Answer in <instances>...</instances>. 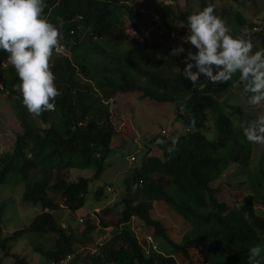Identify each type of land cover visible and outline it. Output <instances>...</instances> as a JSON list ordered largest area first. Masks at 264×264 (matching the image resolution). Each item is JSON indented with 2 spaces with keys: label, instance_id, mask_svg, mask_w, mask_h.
Segmentation results:
<instances>
[{
  "label": "trees",
  "instance_id": "1",
  "mask_svg": "<svg viewBox=\"0 0 264 264\" xmlns=\"http://www.w3.org/2000/svg\"><path fill=\"white\" fill-rule=\"evenodd\" d=\"M137 1L44 0L43 15L59 28L65 46L63 54L55 53L49 60L60 93L54 111L30 114L15 87L20 80L14 67L0 66L1 92L19 127L11 148L0 151V184L7 176H15L24 183L21 199L39 207L28 226L0 239V248L31 232L51 236V247L33 248L48 264H178L176 258L199 264L191 250L207 255L205 264H247L250 247L264 248V214L257 210L264 206V146L249 182L243 172H237L248 171L254 146H262L250 143L243 132L258 109L248 104L239 73L218 83L200 75L194 85L183 75L187 53H170L181 45L197 51L183 41L187 17L209 4L233 36L251 40L253 52L264 49V16L261 23L251 22L220 0H183L182 6L178 0H150L144 7L153 16L141 24L134 8ZM246 1L252 6L255 0ZM8 55L0 49V63L7 62ZM218 90L225 93L218 94ZM232 90L240 91L246 108L252 110L242 126L237 122L242 108L227 103L225 97ZM133 92L140 99L169 104L173 123L178 125L171 135L160 132L143 137L138 160L134 161L136 151L127 154L134 163L114 203L120 204L115 219H103L114 204L94 213L98 226L112 225L113 232L91 243L95 224L89 216L78 220L84 228L77 230L68 222L58 223L53 211L61 205L73 212L84 205L89 181L99 176L103 160L114 149V137L121 138L113 128L109 104L115 94ZM153 146L160 157L148 154ZM54 158L61 164L36 167V159ZM84 167L93 169L92 176L70 177L72 168ZM225 174H235L234 181L229 183ZM91 190L95 199L103 193L101 186ZM153 203L169 210L179 227L203 228L206 236L180 239L174 228L151 215ZM132 221L152 237L154 250H146L144 239H137ZM90 245L95 251L87 249ZM9 264L27 261L14 254Z\"/></svg>",
  "mask_w": 264,
  "mask_h": 264
},
{
  "label": "rangeland",
  "instance_id": "2",
  "mask_svg": "<svg viewBox=\"0 0 264 264\" xmlns=\"http://www.w3.org/2000/svg\"><path fill=\"white\" fill-rule=\"evenodd\" d=\"M148 1L150 0H138L137 3L134 4L135 10L139 11V15L137 17L140 16L138 20L141 24H145L147 19L153 16V13L144 7V5L149 4ZM220 1L221 3L223 1L228 3L229 8H232L233 10H239L246 17V19L250 20L251 22H260L263 19L264 0L253 1L254 3L252 6H250L248 4L249 2L246 0H239V2H237L238 0ZM178 2L181 4V6L183 5V0H178ZM127 33L129 35L132 34V32L129 30ZM130 46H132V43H130ZM217 93H222L223 95L225 91L221 92L218 90ZM225 97L227 99V103L237 104L242 108V113L239 115V119L237 120V122H239V126H242L245 117L248 116L249 112L252 110L250 108H246L247 103L244 101L240 91L232 90L228 96L225 94ZM109 107L110 119L112 121L113 128L116 129L121 138L117 135L114 137L112 142L114 149L103 160V167L99 173V176L92 181H89V192L86 194L84 205L73 212H69L61 205L59 210L53 211L58 223L65 225L68 222L72 228H77V230H82L84 228V224L77 223L78 220L84 219L85 216H87V219L90 217L95 224V228L90 237L91 243L93 241L96 242L100 239L107 238L113 232L112 225L102 228L98 226V221L95 214H97L98 210L102 206L112 207L114 203L119 201L123 189V179L128 173V167H130L134 161L138 160V157L136 158V156L139 154V149L142 146L143 137L146 138L150 135H155L160 133L161 130H164V134L162 135H171L173 131L176 130L175 125H178L176 122L175 124L173 123L175 120H173V112L169 104L140 99L137 92L115 94L113 97V102L109 104ZM182 126L180 127V130H182ZM17 130H19V127L15 116L10 109V102L8 99L6 100L5 94L0 93V151L11 148L13 136ZM183 130L186 129L183 128ZM263 146L264 145L257 147L254 146L251 156V165L248 167V171L244 168H241L237 172V175L238 173L243 172V175L245 174V179L248 182L253 166L258 164L259 157L261 155L260 149L263 148ZM135 151L136 154H134V161L129 160V155H133V152ZM148 154H155L159 157L161 156L158 149L154 146ZM58 163L60 162H58L57 158L50 159L48 161H38L36 159L37 168L57 166ZM231 166L232 165L230 164L229 167ZM232 167L234 168V166ZM92 173L93 169L90 167H84L80 169L72 168L70 171V177L75 178L78 175L90 177L92 176ZM223 176L229 183L233 182L235 179V174H225ZM93 185L103 187V193L98 197L99 199L94 198L93 192L91 190V187L92 189L94 188ZM225 188L227 189L229 187L224 186L223 189ZM23 190L24 183L22 181H18L16 177L12 175L7 176L6 181L0 184V205L2 207V213L0 216V239L4 238L15 230L28 226L32 218L39 212V207L37 205H33L21 199ZM230 192L232 191L230 190ZM118 209H120V204L117 203L116 206L114 204L112 209L113 211H111L110 214L103 216V219L114 220V215ZM257 210L259 213L264 214V206L257 207ZM169 213V210L165 209L162 204H154L151 211V215L153 217L161 218L165 224L169 225L170 228H174V232L177 233L179 237H181L180 239L192 235H200L203 237L206 236V229L199 228L193 231H188L184 230L185 228L179 227L177 219L172 217ZM132 225L137 239L141 240V238H145L148 242H150L151 247H153L155 242L152 237L148 234H145L146 232L144 229L141 230L140 227L135 225L133 221ZM51 242V236L49 234L39 237L34 233L26 232L15 242L8 241L5 244V248H0V264H9L12 261V255L14 254L23 256L27 261V264H48L46 259L33 251V248L39 247L41 249H46L47 247H51ZM87 249L89 251H95V248L91 245L88 246ZM191 251L193 259L195 258L197 261H199V264H205L204 260L207 258V255L202 257L198 251ZM176 260L178 264H188L185 260L180 258H176Z\"/></svg>",
  "mask_w": 264,
  "mask_h": 264
},
{
  "label": "clouds",
  "instance_id": "3",
  "mask_svg": "<svg viewBox=\"0 0 264 264\" xmlns=\"http://www.w3.org/2000/svg\"><path fill=\"white\" fill-rule=\"evenodd\" d=\"M44 7V0H0V49L9 54L0 66L14 67L20 80L15 87L28 112L35 116L55 110L54 101L60 93L49 60L52 54H63L65 47L59 28L43 15ZM187 30L183 41L197 51L181 45L170 53H187L184 77L196 85L200 75L218 83L239 73L248 104L258 109L256 118L243 126L244 135L250 143L264 145V49L253 52L250 39L233 36L211 4L188 15ZM160 132L164 134V130ZM143 239L147 249H155V244L151 247ZM262 252L259 244L250 247L247 264H264Z\"/></svg>",
  "mask_w": 264,
  "mask_h": 264
},
{
  "label": "built area",
  "instance_id": "4",
  "mask_svg": "<svg viewBox=\"0 0 264 264\" xmlns=\"http://www.w3.org/2000/svg\"><path fill=\"white\" fill-rule=\"evenodd\" d=\"M0 89H1V85H0ZM132 159H133V157L130 156V157H129V160H132ZM139 183H140V181H138V183H136V184H133V185H132V188L135 189ZM153 247H154V246H153ZM66 259H67V258H64L62 261H65Z\"/></svg>",
  "mask_w": 264,
  "mask_h": 264
}]
</instances>
